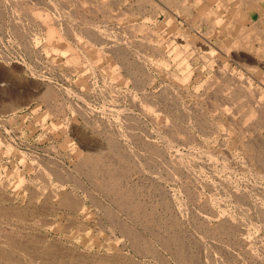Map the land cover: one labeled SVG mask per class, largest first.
Segmentation results:
<instances>
[{"label": "rangeland", "instance_id": "rangeland-1", "mask_svg": "<svg viewBox=\"0 0 264 264\" xmlns=\"http://www.w3.org/2000/svg\"><path fill=\"white\" fill-rule=\"evenodd\" d=\"M262 115L264 0H0V264H264Z\"/></svg>", "mask_w": 264, "mask_h": 264}, {"label": "bare ground", "instance_id": "bare-ground-1", "mask_svg": "<svg viewBox=\"0 0 264 264\" xmlns=\"http://www.w3.org/2000/svg\"><path fill=\"white\" fill-rule=\"evenodd\" d=\"M64 1V0H63ZM145 2V1H144ZM21 3V2H20ZM28 3V2H27ZM19 4V3H18ZM22 5V4H21ZM48 5V4H47ZM65 5V4H64ZM63 5V6H64ZM139 5H140V3H139ZM14 6V5H13ZM24 6V5H23ZM25 7V6H24ZM20 8V7H19ZM56 8V7H55ZM68 8V7H67ZM24 10V9H23ZM103 10V9H102ZM21 11V10H20ZM27 11V10H26ZM25 12V11H24ZM33 12V11H32ZM37 13V12H36ZM38 13H40V12H38ZM49 13V12H48ZM129 13V12H128ZM41 14V13H40ZM120 14V13H119ZM16 15V14H15ZM19 15V14H18ZM33 15V14H32ZM38 14H36V15H33V18H35L36 20H37V24L39 23V22H41V24L43 23V25H45V27H46V29H48L47 30V33H49L47 36H53L55 33H57L55 30H54V28L52 27V25L48 22V21H51V20H48L47 21V19H43V17H42V19H40L41 17H40V15H38ZM42 15V14H41ZM45 15H47V14H45ZM47 16H50V15H47ZM12 17V16H11ZM28 17V16H27ZM45 18H46V16H44ZM52 17V16H51ZM17 18V17H16ZM48 18H50V17H48ZM34 19V20H35ZM52 19V18H51ZM33 20V21H34ZM34 24V23H33ZM40 24V23H39ZM38 24V25H39ZM65 25V24H64ZM55 26V25H54ZM26 27V26H25ZM68 28V27H67ZM46 29H45V31H46ZM80 29V28H79ZM67 30H69V29H67ZM75 30V29H74ZM17 31V30H16ZM24 31V30H23ZM70 32V31H69ZM69 32H67V33H69ZM46 33V34H47ZM71 34V33H70ZM58 35V34H57ZM49 36V37H50ZM69 36V35H68ZM98 36V35H97ZM54 37V36H53ZM58 38H60V36H57ZM47 38V37H46ZM51 38V37H50ZM55 38H56V35H55ZM62 38V37H61ZM50 40V39H49ZM60 40V39H59ZM63 40V39H62ZM128 40V39H127ZM131 41V40H130ZM69 44V43H68ZM70 48V47H69ZM73 49V48H72ZM76 51V50H75ZM102 52V51H101ZM84 61V60H83ZM93 63H94V61H93ZM96 63V62H95ZM107 64V63H106ZM106 66V65H105ZM137 68V67H136ZM92 71H94V70H92ZM138 73V72H137ZM139 74V73H138ZM104 85V84H103ZM247 87V86H246ZM216 88V87H215ZM100 89V88H99ZM108 89V88H107ZM140 89V88H139ZM101 90V89H100ZM256 90V89H255ZM217 91V90H216ZM253 91V90H252ZM219 93V92H218ZM118 94V93H117ZM232 94V93H231ZM48 95V94H47ZM108 95V94H107ZM116 95V94H115ZM114 95V96H115ZM240 95V94H239ZM261 96V95H260ZM79 97V96H78ZM137 97V96H136ZM154 97V96H153ZM80 98V97H79ZM165 98V97H164ZM152 99V98H151ZM166 100V99H165ZM17 101V100H16ZM135 101H137V100H135ZM145 105V104H144ZM157 105V104H156ZM159 107V106H158ZM258 107H259V105H258ZM5 108V107H4ZM147 108V107H146ZM149 108H151V107H149ZM250 108V107H249ZM260 108H261V105H260ZM258 109V111L259 112H261L262 110L261 109H263V108H261V109ZM145 111V110H144ZM165 111V110H164ZM263 112V111H262ZM263 114V113H262ZM149 116V115H148ZM186 116V115H185ZM261 116V115H260ZM259 116V117H260ZM262 116H264V115H262ZM114 117V116H113ZM264 118V117H263ZM128 119V120H127ZM127 119H125V120H127V121H131L129 118H127ZM169 121V120H168ZM133 122V121H132ZM165 122H167V121H165ZM131 123V122H130ZM264 123V122H263ZM129 124V123H128ZM133 124V123H132ZM111 125V124H110ZM173 125H176V124H173ZM134 126V125H133ZM117 128V127H116ZM142 128V127H141ZM178 130V129H177ZM179 131V130H178ZM186 136V135H185ZM179 137V136H178ZM181 137V136H180ZM184 137V136H183ZM109 138H111V137H109ZM113 138V137H112ZM254 141V140H253ZM110 144V143H109ZM113 144V143H112ZM111 144V145H112ZM116 146H117V144H116ZM121 153V152H120ZM229 153V152H228ZM86 155V154H85ZM88 155V154H87ZM86 155V156H87ZM124 155V154H123ZM82 156H84V155H82ZM86 156H84V158L83 159H81L82 161V163H87V164H89V162H90V158H88V157H86ZM89 156V155H88ZM113 156V155H112ZM149 156V155H148ZM86 157V158H85ZM260 160V159H259ZM79 163V162H78ZM82 163H80V165L82 164ZM86 165V164H85ZM99 165V164H98ZM123 165V164H122ZM181 166V165H180ZM86 167V166H85ZM100 168V167H99ZM94 169H95V167H94ZM97 169H98V167H97ZM101 169V168H100ZM112 169V168H111ZM117 169V168H116ZM119 169V168H118ZM117 169V170H118ZM99 170V169H98ZM116 170V171H117ZM94 171H96V170H94ZM106 171V170H105ZM110 171H112V170H110ZM114 171H115V169H114ZM115 171V172H116ZM121 171V170H120ZM103 172V171H102ZM119 172V170L117 171V173ZM113 173V172H112ZM116 173V174H117ZM109 174H110V172H109ZM115 175V174H114ZM119 175V174H118ZM112 177H113V174H112ZM105 179V178H104ZM114 179V178H113ZM78 180V179H77ZM113 182V181H112ZM105 183H106V188H110V189H115V187H116V185L115 184H110V183H108V182H106L105 181ZM116 183V182H115ZM119 185V184H118ZM151 185V184H150ZM89 193V192H88ZM128 194H131V193H124V194H121L120 195V197H119V201H120V203H121V206H123V204H124V206L125 205H127V206H129V207H131V206H133L134 207V210L136 211V212H143V211H141V209L139 208V205H137L134 201H133V199L129 196L128 197ZM137 195V194H136ZM238 195V194H237ZM73 197V196H72ZM72 197L69 199L68 197V199H69V204H73L75 201H74V198L72 199ZM235 198V197H234ZM9 199V198H8ZM67 201H66V203H67ZM136 201V200H135ZM61 202V201H60ZM77 206V205H76ZM81 207V206H80ZM74 208V207H73ZM127 208V207H126ZM143 209V208H142ZM139 214V213H138ZM143 214V213H142ZM150 214V213H149ZM18 216V215H17ZM120 220V219H119ZM49 222V221H48ZM219 224V223H218ZM122 225V224H121ZM133 227V226H132ZM226 227V226H225ZM120 229V228H119ZM219 229V228H218ZM217 229V230H218ZM224 230V229H223ZM225 231V230H224ZM34 236V235H33ZM8 238V237H7ZM27 239V238H26ZM10 240V242H11V240H12V242H14L15 243V241H13V239H9ZM177 240V239H176ZM16 244V243H15ZM180 245V244H179ZM26 247V246H25ZM57 248V247H56ZM206 248V247H205ZM259 248V247H258ZM262 248V247H261ZM2 249V248H1ZM50 249V248H49ZM53 251H54V249H53ZM45 252V251H44ZM32 253V252H31ZM36 254V253H35ZM39 255V254H38ZM36 257V256H35ZM38 257V256H37ZM9 258V257H8ZM117 259V258H116ZM55 261V260H54ZM44 262V261H43ZM90 263V262H89Z\"/></svg>", "mask_w": 264, "mask_h": 264}]
</instances>
